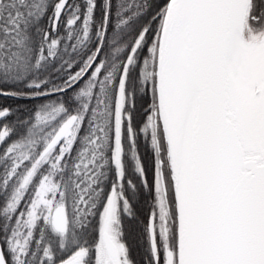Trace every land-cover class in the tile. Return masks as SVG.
Returning <instances> with one entry per match:
<instances>
[{
	"label": "snow or ice",
	"instance_id": "snow-or-ice-1",
	"mask_svg": "<svg viewBox=\"0 0 264 264\" xmlns=\"http://www.w3.org/2000/svg\"><path fill=\"white\" fill-rule=\"evenodd\" d=\"M0 99V264H264V0H0Z\"/></svg>",
	"mask_w": 264,
	"mask_h": 264
},
{
	"label": "trees",
	"instance_id": "trees-1",
	"mask_svg": "<svg viewBox=\"0 0 264 264\" xmlns=\"http://www.w3.org/2000/svg\"><path fill=\"white\" fill-rule=\"evenodd\" d=\"M7 103H11V101H5L3 99H0V104H7ZM148 159V157H147ZM138 207L143 210V208L145 207V205L143 203H140L138 205ZM131 242H132V247H133V254H134V257L137 261H139L141 259V254H142V249L139 247V244L141 243L140 241L138 240H135V238H132L131 239Z\"/></svg>",
	"mask_w": 264,
	"mask_h": 264
},
{
	"label": "rangeland",
	"instance_id": "rangeland-1",
	"mask_svg": "<svg viewBox=\"0 0 264 264\" xmlns=\"http://www.w3.org/2000/svg\"><path fill=\"white\" fill-rule=\"evenodd\" d=\"M146 160H147V162H149V163H150V158H148V159H147V157H146Z\"/></svg>",
	"mask_w": 264,
	"mask_h": 264
}]
</instances>
